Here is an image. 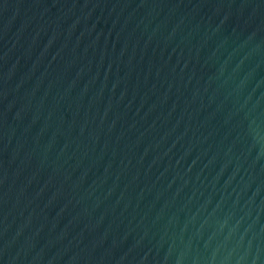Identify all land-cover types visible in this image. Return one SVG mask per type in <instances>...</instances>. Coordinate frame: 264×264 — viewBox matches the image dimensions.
<instances>
[{
	"label": "water",
	"instance_id": "water-1",
	"mask_svg": "<svg viewBox=\"0 0 264 264\" xmlns=\"http://www.w3.org/2000/svg\"><path fill=\"white\" fill-rule=\"evenodd\" d=\"M0 264H264V0H0Z\"/></svg>",
	"mask_w": 264,
	"mask_h": 264
}]
</instances>
